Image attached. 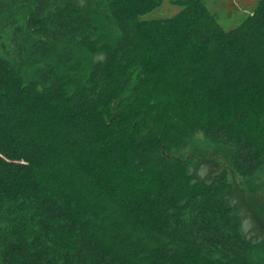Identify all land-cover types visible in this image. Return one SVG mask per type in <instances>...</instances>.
I'll list each match as a JSON object with an SVG mask.
<instances>
[{"label": "trees", "instance_id": "16d2710c", "mask_svg": "<svg viewBox=\"0 0 264 264\" xmlns=\"http://www.w3.org/2000/svg\"><path fill=\"white\" fill-rule=\"evenodd\" d=\"M170 2L0 0V264H264V0Z\"/></svg>", "mask_w": 264, "mask_h": 264}, {"label": "rangeland", "instance_id": "374dc122", "mask_svg": "<svg viewBox=\"0 0 264 264\" xmlns=\"http://www.w3.org/2000/svg\"><path fill=\"white\" fill-rule=\"evenodd\" d=\"M207 8L212 12L220 22V24L226 28H233L239 24L242 18L248 14L256 5L257 0H204ZM180 9L179 6L170 2V0H162V4L152 11L144 14L142 18H158L166 17L174 14ZM189 145L184 148L183 153L187 154L192 151H198L200 155H205L210 161L217 162L219 164V169L225 164H229L228 161H224L229 155L228 150L223 148L222 143L213 142L211 140L205 139L201 133L194 134L189 140ZM222 150L219 151V149ZM216 153V155L213 154ZM217 154H220L217 156ZM206 164V165H205ZM202 165L200 173L204 174L207 167L209 169L208 163ZM230 169V165L228 166ZM264 176H254L253 179L248 180V184L245 186L243 184H238L239 192L237 197L241 200L243 199L246 204H250L253 207L260 206V214L264 216V187L260 181ZM236 182L238 181L237 176H234ZM257 189H254L256 188ZM251 190V191H249ZM245 228L249 230L250 236L256 238L257 240L264 243V228H260L259 225L254 226V223L249 219H245ZM264 245V244H263Z\"/></svg>", "mask_w": 264, "mask_h": 264}]
</instances>
